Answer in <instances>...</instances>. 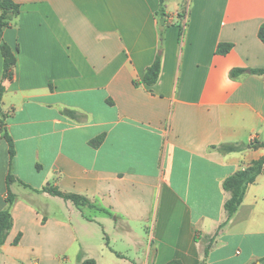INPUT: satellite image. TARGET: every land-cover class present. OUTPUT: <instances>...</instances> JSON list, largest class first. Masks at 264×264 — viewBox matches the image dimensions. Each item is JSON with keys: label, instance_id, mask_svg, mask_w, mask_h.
Returning <instances> with one entry per match:
<instances>
[{"label": "crops", "instance_id": "1", "mask_svg": "<svg viewBox=\"0 0 264 264\" xmlns=\"http://www.w3.org/2000/svg\"><path fill=\"white\" fill-rule=\"evenodd\" d=\"M13 1L3 39L17 62L1 101L11 161L0 131L12 227L0 264H264V170L222 226L224 180L264 160V76L250 73L264 70V0H164L162 30L158 0ZM220 44L232 48L220 55ZM2 71L0 51V85Z\"/></svg>", "mask_w": 264, "mask_h": 264}, {"label": "trees", "instance_id": "2", "mask_svg": "<svg viewBox=\"0 0 264 264\" xmlns=\"http://www.w3.org/2000/svg\"><path fill=\"white\" fill-rule=\"evenodd\" d=\"M158 3H159L160 16L167 17V15L165 14L164 0H158ZM19 13H20V7L13 0H0V51L3 57L2 82L0 85V131L3 134V139L8 145V153H9L10 161L13 159L15 155V149L12 138L8 134L7 130L4 128L5 127L4 121L6 115H4L1 111V101H2V96L5 92L3 82L5 81L11 82L14 78V68L17 62V57H16L17 50L16 52L13 51L11 47L4 41L3 32L5 29L10 28L12 26L14 20L19 16ZM258 38L264 45V23L259 28ZM231 48L232 45L220 44L217 47L216 53L220 55H224L227 54ZM160 70H161V54L158 53L154 62L145 70L143 76V83L148 87L154 86L158 81ZM244 72L245 70L235 69L231 72V76L238 77ZM250 73H252L253 75L264 76V70H258V69L250 70ZM68 114L72 118L76 117L74 112H68ZM102 141H103V137L100 136L90 141V145L92 147H98L102 143ZM254 146L264 148V142L260 144L256 143L254 144ZM220 149L222 152L229 153V152L238 151L240 149V146L223 145L220 147ZM263 170H264V160L259 159L257 161L252 162L251 165H249L248 167L235 172L233 175H231L226 180H224L222 186L223 189L230 194V198L224 204V210L226 212L227 219L226 222L222 224V226L225 225L227 221L234 216V214L238 210V207L242 203L243 197L245 195L248 186L255 182L256 178L263 173ZM14 182H16L15 177L11 173H9L6 177V187H7L6 203L8 204V206L12 205L15 199V196L10 192L9 189L11 184H13ZM43 191L47 192L52 196L62 198L65 201H70L77 208L84 205H88L89 207L94 208V206H92L89 200L84 196L63 193L55 187H45L43 188ZM101 211L106 212L105 210H101ZM11 227H12V217L9 209L0 211V248L4 245ZM19 239L20 236H18L15 239L14 244H17ZM208 252H209V247L205 248L204 250V258L208 256ZM80 264H96V262L93 259H85L84 261L80 262ZM168 264H179V263L170 262Z\"/></svg>", "mask_w": 264, "mask_h": 264}, {"label": "water", "instance_id": "3", "mask_svg": "<svg viewBox=\"0 0 264 264\" xmlns=\"http://www.w3.org/2000/svg\"><path fill=\"white\" fill-rule=\"evenodd\" d=\"M159 23H160V29L162 30L163 27H164V23H165V17H162V18L159 20Z\"/></svg>", "mask_w": 264, "mask_h": 264}, {"label": "rangeland", "instance_id": "4", "mask_svg": "<svg viewBox=\"0 0 264 264\" xmlns=\"http://www.w3.org/2000/svg\"><path fill=\"white\" fill-rule=\"evenodd\" d=\"M97 232H98L97 237L100 238V233H99V229L98 228H97ZM102 235H103V233H102Z\"/></svg>", "mask_w": 264, "mask_h": 264}]
</instances>
